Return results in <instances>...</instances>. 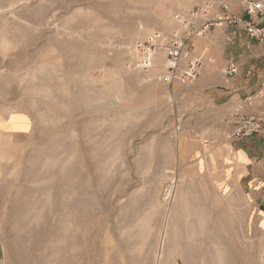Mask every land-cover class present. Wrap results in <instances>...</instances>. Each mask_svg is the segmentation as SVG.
Masks as SVG:
<instances>
[{
	"label": "rangeland",
	"instance_id": "374dc122",
	"mask_svg": "<svg viewBox=\"0 0 264 264\" xmlns=\"http://www.w3.org/2000/svg\"><path fill=\"white\" fill-rule=\"evenodd\" d=\"M198 5L0 0V264H264V138L225 122L264 43L194 38L213 70L192 85L159 81L163 53L137 67Z\"/></svg>",
	"mask_w": 264,
	"mask_h": 264
},
{
	"label": "built area",
	"instance_id": "2783aa9c",
	"mask_svg": "<svg viewBox=\"0 0 264 264\" xmlns=\"http://www.w3.org/2000/svg\"><path fill=\"white\" fill-rule=\"evenodd\" d=\"M238 1L243 14L220 0H199V5L188 17L176 14L175 20L182 31L175 32L173 36L155 32L145 41L135 43L133 51L137 67L142 70L153 68L156 56L163 53L164 73L159 81L167 85H192L207 65L205 57L193 51L191 43L194 38H204L212 30L228 26L240 29L250 40L264 43V0ZM238 70L236 63L229 62L226 75L234 77ZM260 100H264V83L254 94L240 97L230 105L225 118L230 128L227 140L264 138V111L255 110ZM203 144L209 146L210 141L205 139Z\"/></svg>",
	"mask_w": 264,
	"mask_h": 264
},
{
	"label": "crops",
	"instance_id": "0c3cea01",
	"mask_svg": "<svg viewBox=\"0 0 264 264\" xmlns=\"http://www.w3.org/2000/svg\"><path fill=\"white\" fill-rule=\"evenodd\" d=\"M220 1H222V2H226V3H228L230 6H231V8L235 11V12H238V13H240V14H243V9L242 10H239V7H241L240 6V3H239V1L238 0H220ZM199 39V38H198ZM195 40V39H194ZM194 44H195V46L197 47V49L198 50H202V48H201V46H202V44H201V42H199V40H195L194 41ZM195 52H196V54L197 55H201V54H203L201 51H197V50H195ZM160 54V53H159ZM158 54V55H159ZM205 54V53H204ZM204 56V55H203ZM208 56H210V54H208ZM160 57L163 59V61H164V54L163 55H160ZM232 62V61H231ZM221 65H223L222 64V62H221ZM207 67H205V69H204V72L203 73H205V74H207V73H210V71H212L213 70V68L211 67V64H209L208 63V65H206ZM214 73H218V70L217 69H215V72ZM219 74H220V70H219ZM227 110L228 109H226V111H225V117H226V112H227ZM255 110L256 111H264V100H260V101H258L257 103H256V105H255ZM229 128V127H228ZM230 129V128H229Z\"/></svg>",
	"mask_w": 264,
	"mask_h": 264
}]
</instances>
